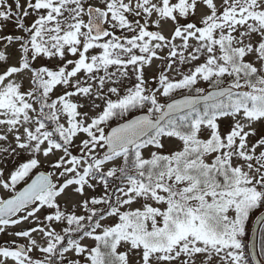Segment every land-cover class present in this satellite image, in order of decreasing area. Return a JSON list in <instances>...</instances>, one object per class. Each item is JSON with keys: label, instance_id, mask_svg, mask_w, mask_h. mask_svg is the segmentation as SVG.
<instances>
[{"label": "snow or ice", "instance_id": "obj_1", "mask_svg": "<svg viewBox=\"0 0 264 264\" xmlns=\"http://www.w3.org/2000/svg\"><path fill=\"white\" fill-rule=\"evenodd\" d=\"M0 264H264V0H0Z\"/></svg>", "mask_w": 264, "mask_h": 264}]
</instances>
